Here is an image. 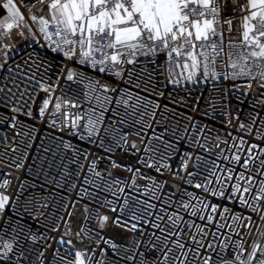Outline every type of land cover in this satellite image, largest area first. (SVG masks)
Wrapping results in <instances>:
<instances>
[{"label": "snow or ice", "instance_id": "snow-or-ice-1", "mask_svg": "<svg viewBox=\"0 0 264 264\" xmlns=\"http://www.w3.org/2000/svg\"><path fill=\"white\" fill-rule=\"evenodd\" d=\"M17 36L22 45L12 43ZM56 56L106 79L64 65L53 83L47 73ZM141 58L153 71L134 80ZM61 76L87 90L62 86ZM0 80V125L13 133L0 137L3 154H12L8 167L25 169L30 159L35 125L25 130L21 117L34 118L38 90L45 94L36 108L40 121L94 146L81 155L61 139L56 150L44 149L51 152L46 168L32 161L42 183L24 181L18 190L12 179L0 183V264H264V0H0ZM209 82L219 104L200 112L196 100L173 103L209 120L219 113L235 132L222 135L175 109L166 116L167 104L160 111L141 94L166 97L160 86L170 84L191 95ZM254 85L259 92L242 120L229 97H248ZM68 149L78 155L57 159ZM97 150L130 154L134 163L110 155V167L97 170ZM81 160L94 177L91 191L74 183ZM57 175L79 199L61 197L52 214L51 194L32 189L59 188ZM86 198L74 231L69 220ZM124 233L133 234L130 244L118 242Z\"/></svg>", "mask_w": 264, "mask_h": 264}, {"label": "built area", "instance_id": "built-area-1", "mask_svg": "<svg viewBox=\"0 0 264 264\" xmlns=\"http://www.w3.org/2000/svg\"><path fill=\"white\" fill-rule=\"evenodd\" d=\"M17 3H20V0H16ZM27 15V13H25ZM237 38L236 34L233 35V39ZM43 42V41H41ZM38 51L43 52L44 49H40L39 46H35ZM50 55H55V54H50ZM55 67L50 70L47 73V76L51 77L52 82L54 83L56 78H57V73L60 71L61 67L66 65L67 68H72L76 71H81L84 72V74L92 79L99 78L101 80H105L106 78L102 75L97 74L90 68H84L81 65L73 64L72 61H65L62 56H56V59L54 61ZM127 68H131L132 66L128 65L125 66ZM153 65L149 64L147 60H144V58H141V62L137 64V66L134 68L133 72V79L135 80L136 75H143V77L146 79L147 75L149 72L153 71ZM167 68V65L165 66ZM41 72L44 71L43 68L40 69ZM176 71H179L177 69ZM64 75H66V71L64 72ZM46 76V79H47ZM37 78H39V73L37 74ZM115 79V78H113ZM127 79V74H125V80ZM61 85L65 86L71 90H75L77 92L81 90H87L84 85L77 84L74 82H67V85L64 84V78L61 76ZM120 83V81H117ZM155 83V81H153ZM3 85V81L0 80V86ZM223 85L230 88L231 84L229 82H223ZM127 87L130 91L133 93H141V89L134 88L130 85H124ZM221 87V83L217 82L215 88L218 90ZM160 90L163 91L167 96H170L171 98H166V97H159V96H150L147 92L141 93L143 97L147 99H151L154 103H159L161 105L160 111H164L163 106L167 104L169 106V111L165 115H170L171 110L175 109L177 113H182L184 115H191L197 119L203 120L205 123H210V126L214 128L216 131H220L221 134L225 131H233L235 132V129L232 128L231 126H225L221 123V120L223 119L220 117L219 113H216V118L214 120H209L205 119L202 115H198L197 112L191 111L190 107H182L178 104L173 103L174 100H179L181 97L184 98V103L186 105H193V100L198 101L199 104V110L200 112H203L204 110L209 109V105L212 103L213 100L217 104L220 103V98L218 96V93L216 90L213 88V84L211 82L207 84H201L197 86V90L194 91L191 95L186 94L185 92H181L179 90H174L172 85H168V87H163L162 85L160 86ZM151 91V90H149ZM259 92V89L256 88V86H253V91L252 94L248 97H241L240 100H237L235 97H229V103L232 109H237L239 110V114L241 116V119H246L247 118V113L251 110V105L255 102V98L257 93ZM38 96L36 97L35 100V105L33 106V111H34V118L29 119L27 117H21L22 125L25 130L28 129H33V125H35V128L33 129V143H32V148L29 149V157L30 159L26 161V168L21 169L17 171L15 168L8 167V164L10 163V157L11 153L7 156L3 154V148L0 147V183L3 182L5 179H12L13 182V188L18 190V185L21 182L26 181L29 184L32 183H37L40 184L43 182V175L41 174L39 180H36L35 177V166L32 164V161L35 160L37 164H40L42 161H45L44 167H47L46 161L47 159L51 158V152L45 153L44 149L45 148H51L53 150L57 149V145L60 144V141L62 139L63 143L70 144L72 148L78 149L79 154H83L87 151L92 150L94 147L93 145L89 144L88 141L81 140L79 137L69 135L68 130H65L63 133L58 132L56 129H53L49 127L48 123L44 122L42 123L40 119L38 118V113L36 112V108L39 106L41 103V99L44 97V93L42 91L38 90ZM55 95H60V90L57 89ZM238 95V94H237ZM67 98V96H65ZM28 98L25 97V100ZM31 103V102H29ZM87 107V105H85ZM0 111H3V104H0ZM237 114L236 111H233V116ZM179 115L177 116V119H179ZM48 116L46 114L45 116V121H47ZM236 121L233 120V124H235ZM19 130V127L17 128V131ZM127 131V129H125ZM5 133H7L9 136H12V131L10 130V127H6L5 125H0V137H2ZM19 139V138H17ZM65 156V163L68 161L72 160L73 157H76L78 155L77 152L72 151L71 149L68 150H61L58 151V156L57 159H59L60 155ZM96 155L102 156L103 157V163H98L97 164V170H102L104 167L109 166V156L111 155L112 159H115L118 163L121 164H131L134 163V157H132L130 154L126 153H119V154H109V153H104L102 151L97 150ZM91 159V158H90ZM82 164L85 165L84 169L79 172V176L77 179L74 180V183L76 184V189H80L81 186H83L84 189H88L91 191V182L93 181L94 177L91 172L87 171V163L88 161H80ZM27 167H33L34 171L33 174H29L27 172ZM77 165L76 164H70L69 165V170L74 171L76 170ZM53 174H55V169L52 170ZM114 174L119 173L121 176H127L129 175L126 172H123L119 169H113ZM11 173V177H9L7 174ZM85 177L88 178L89 183H84ZM19 178V179H17ZM57 180H60V187L57 188L55 184H49L46 185V191H42L39 188L32 189V191L37 192L40 195H49L51 194V199L49 202V208L47 210V213H52L56 214L59 211V202L61 197H64L65 199L71 200L73 198L79 199L77 195V190L72 189V190H67V183L65 180H61L59 175H57ZM97 183H101L100 181H97ZM88 202V199L81 200L80 203L76 204V209L73 211V216L69 220L70 226L73 228V230H78V228L81 226L83 222V213H84V204ZM76 211L80 213V215H76ZM46 213V214H47ZM63 214V213H61ZM112 215L111 213H109ZM29 224L32 223L31 220L28 221ZM94 226V225H93ZM119 232L120 230H116ZM106 235L111 234V230H106L105 232ZM55 235V233H53ZM134 239V236L132 233H124L121 236L117 237V240L119 243L122 244H130L131 241Z\"/></svg>", "mask_w": 264, "mask_h": 264}, {"label": "rangeland", "instance_id": "rangeland-1", "mask_svg": "<svg viewBox=\"0 0 264 264\" xmlns=\"http://www.w3.org/2000/svg\"><path fill=\"white\" fill-rule=\"evenodd\" d=\"M12 43L16 45H22L24 41L21 37L17 36L16 39L12 41Z\"/></svg>", "mask_w": 264, "mask_h": 264}]
</instances>
